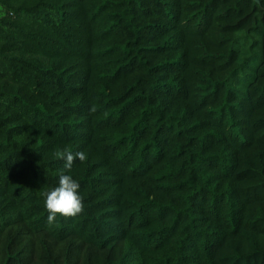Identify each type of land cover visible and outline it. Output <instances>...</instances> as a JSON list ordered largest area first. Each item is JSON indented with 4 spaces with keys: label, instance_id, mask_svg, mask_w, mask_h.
Masks as SVG:
<instances>
[{
    "label": "trees",
    "instance_id": "1",
    "mask_svg": "<svg viewBox=\"0 0 264 264\" xmlns=\"http://www.w3.org/2000/svg\"><path fill=\"white\" fill-rule=\"evenodd\" d=\"M0 264H264V0H0Z\"/></svg>",
    "mask_w": 264,
    "mask_h": 264
},
{
    "label": "clouds",
    "instance_id": "2",
    "mask_svg": "<svg viewBox=\"0 0 264 264\" xmlns=\"http://www.w3.org/2000/svg\"><path fill=\"white\" fill-rule=\"evenodd\" d=\"M89 111L94 113L93 105ZM58 159L64 161L63 169L58 179V185L44 193V205L48 212L47 222L53 224L57 216L76 217L84 211V200L80 194V183L71 174V169L76 160L84 162L87 154L84 151H71L67 148L55 153Z\"/></svg>",
    "mask_w": 264,
    "mask_h": 264
}]
</instances>
